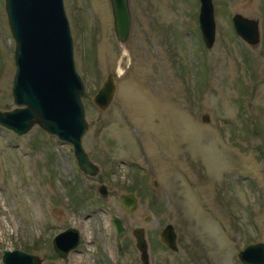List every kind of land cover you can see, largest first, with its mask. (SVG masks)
I'll return each instance as SVG.
<instances>
[{
    "label": "rangeland",
    "instance_id": "rangeland-1",
    "mask_svg": "<svg viewBox=\"0 0 264 264\" xmlns=\"http://www.w3.org/2000/svg\"><path fill=\"white\" fill-rule=\"evenodd\" d=\"M64 2L86 87L83 144L104 164L110 197L81 191L77 209L68 190L48 184V161L57 185L81 177L71 147L38 125L24 136L0 125V264L3 251L14 250L43 264H142L136 228L147 234L150 264H243L240 251L264 243V0H213L212 49L203 44L199 0H130L133 29L125 46L110 0ZM237 13L260 22L257 47L236 34ZM14 42L0 0L2 112L18 108ZM126 50L130 67L117 76ZM109 74L117 92L102 114L93 97ZM123 194L138 198L135 212L126 213ZM169 224L179 235L177 253L161 243ZM68 228L81 233V245L63 260L53 239Z\"/></svg>",
    "mask_w": 264,
    "mask_h": 264
},
{
    "label": "water",
    "instance_id": "water-1",
    "mask_svg": "<svg viewBox=\"0 0 264 264\" xmlns=\"http://www.w3.org/2000/svg\"><path fill=\"white\" fill-rule=\"evenodd\" d=\"M201 3L199 23L202 38L208 49L216 41V20L213 0H199ZM10 30L15 40L16 73L12 89L13 111H0V125L24 136L38 125L43 131L74 148V155L80 169L89 176H97L99 168L92 163L83 147V139L89 130L82 96L85 83L77 72L74 56V42L64 0H5ZM114 31L120 45L125 46L133 29L130 0H110ZM236 34L247 44L257 47L261 42L260 22L237 13L232 18ZM129 53L124 52L121 70L117 76L130 67ZM127 67V68H126ZM115 76L109 74L99 92L93 97L96 107L105 114L111 107L117 92ZM203 123L210 122L209 115H203ZM157 190L159 183H153ZM104 200L109 198L105 189L100 190ZM120 202L126 213L138 209L139 200L133 194H123ZM150 217H147L148 221ZM119 235L124 234L120 219L113 217ZM161 242L172 252H179L175 227L167 225L160 233ZM136 247L142 264H150L149 247L145 229L133 231ZM81 233L69 228L53 239L56 254L66 260L71 252L81 245ZM3 264H43L44 259L21 250L3 251ZM243 264H264V243L249 245L239 253Z\"/></svg>",
    "mask_w": 264,
    "mask_h": 264
},
{
    "label": "flooded vegetation",
    "instance_id": "flooded-vegetation-1",
    "mask_svg": "<svg viewBox=\"0 0 264 264\" xmlns=\"http://www.w3.org/2000/svg\"><path fill=\"white\" fill-rule=\"evenodd\" d=\"M57 140L59 141V142H61L58 138H57ZM61 143H63V142H61ZM63 144H65V143H63ZM83 144V143H82ZM65 145H68V146H70L71 147V152H72V154H73V156H74V159H75V161H76V164L78 165V168H79V170H80V173H81V177L79 178H76L74 181H70V182H66L65 184H60V185H57V183H55V180H54V178L56 177L55 176V172H54V170L52 169L53 168V162H47V167H48V170H49V172H50V175L52 176L51 177V180L48 182V184H49V186L50 185H53L52 187H54L55 188V190H59V191H61V190H63V189H65V190H68V192H69V196L72 198L73 197V203H75V206L74 207H76L77 209L78 208H80L82 205H83V202H84V199H85V197L83 196V195H80V196H78V194H79V192H85V193H88V194H90V195H92V196H94V195H97L98 197L100 196L101 197V195H100V190L101 189H103L104 187H105V189L107 190V192L109 193V197H110V188H111V186H112V182H111V180H110V177L108 176V174L107 173H104L103 171H104V168H105V166H104V164L103 163H101V164H97V163H95L94 161H93V159H92V156L94 155V153H88L87 152V150L85 149V147H84V144H83V147H84V149L86 150V152L88 153V155H89V157H90V159H91V161H92V163H95L96 165H97V167L99 168V174L97 175V176H89V175H87V174H85L81 169H80V167H79V164H78V162H77V160H76V158H75V155H74V148H73V146H71V145H69V144H65ZM96 151L98 152L99 150H97L96 149ZM48 158H50V155H49V157ZM103 165V166H102ZM53 183V184H52ZM61 197V196H60ZM101 199H103L102 197H101ZM60 200H61V198H60ZM104 200V199H103ZM122 222V221H121ZM122 224H123V222H122ZM123 227H124V225H123ZM116 228V227H115ZM69 229V228H68ZM137 229V228H136ZM124 233L126 232V229H125V227H124ZM135 230V229H134ZM133 230V231H134ZM176 230V229H175ZM116 232H117V230H116ZM176 233H177V231H176ZM118 234V233H117ZM119 235V234H118ZM177 236H178V243H179V235H178V233H177ZM136 241V240H135ZM162 243V242H161ZM163 244V243H162ZM180 244V243H179ZM178 244V245H179ZM164 245V244H163ZM165 246V245H164ZM148 247H149V245H148ZM166 247V246H165ZM167 248V247H166ZM149 257H150V254H149Z\"/></svg>",
    "mask_w": 264,
    "mask_h": 264
},
{
    "label": "bare ground",
    "instance_id": "bare-ground-1",
    "mask_svg": "<svg viewBox=\"0 0 264 264\" xmlns=\"http://www.w3.org/2000/svg\"><path fill=\"white\" fill-rule=\"evenodd\" d=\"M86 239V238H85Z\"/></svg>",
    "mask_w": 264,
    "mask_h": 264
}]
</instances>
